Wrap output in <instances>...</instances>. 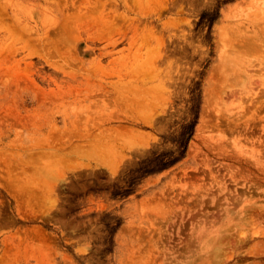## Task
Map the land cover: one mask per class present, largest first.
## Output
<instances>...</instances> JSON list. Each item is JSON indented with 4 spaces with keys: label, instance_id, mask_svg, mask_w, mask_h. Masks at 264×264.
<instances>
[{
    "label": "rangeland",
    "instance_id": "obj_1",
    "mask_svg": "<svg viewBox=\"0 0 264 264\" xmlns=\"http://www.w3.org/2000/svg\"><path fill=\"white\" fill-rule=\"evenodd\" d=\"M0 264H264V0H0Z\"/></svg>",
    "mask_w": 264,
    "mask_h": 264
},
{
    "label": "bare ground",
    "instance_id": "obj_2",
    "mask_svg": "<svg viewBox=\"0 0 264 264\" xmlns=\"http://www.w3.org/2000/svg\"><path fill=\"white\" fill-rule=\"evenodd\" d=\"M18 186H24V183H19V185Z\"/></svg>",
    "mask_w": 264,
    "mask_h": 264
}]
</instances>
